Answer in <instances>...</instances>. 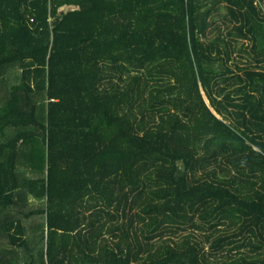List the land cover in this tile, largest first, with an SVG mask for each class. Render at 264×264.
<instances>
[{
	"label": "trees",
	"instance_id": "trees-1",
	"mask_svg": "<svg viewBox=\"0 0 264 264\" xmlns=\"http://www.w3.org/2000/svg\"><path fill=\"white\" fill-rule=\"evenodd\" d=\"M0 264H264V0H0Z\"/></svg>",
	"mask_w": 264,
	"mask_h": 264
},
{
	"label": "rangeland",
	"instance_id": "rangeland-1",
	"mask_svg": "<svg viewBox=\"0 0 264 264\" xmlns=\"http://www.w3.org/2000/svg\"><path fill=\"white\" fill-rule=\"evenodd\" d=\"M242 39H243V38H239L238 40H239L240 42H242V41L244 40L243 42H245V43H250L249 40H246V39H243V40H242ZM248 45H249V44H248ZM236 53H237V52H236ZM237 56H238V53H237ZM248 56H249V58H252V57H253V52L250 51V54H249ZM233 60L235 61V59H232V62H231L232 64H233V62H234ZM239 61H240V62H239L240 64H244V59H243V60H239ZM232 66L236 69V67L234 66V64H233ZM236 70H237L238 72H241V71L238 70V69H236ZM206 100L208 101L207 98H206Z\"/></svg>",
	"mask_w": 264,
	"mask_h": 264
}]
</instances>
